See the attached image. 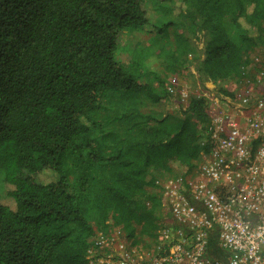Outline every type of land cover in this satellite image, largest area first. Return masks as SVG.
<instances>
[{
    "label": "trees",
    "instance_id": "16d2710c",
    "mask_svg": "<svg viewBox=\"0 0 264 264\" xmlns=\"http://www.w3.org/2000/svg\"><path fill=\"white\" fill-rule=\"evenodd\" d=\"M174 4L162 11L190 31L164 22L126 62L121 35L148 30L147 0H0V264H91L100 232L160 243L172 217L162 182L213 148L206 97L178 116L156 108L178 94L172 75L190 69L192 38L207 39V82L240 83L225 94L256 89L264 72V0ZM154 52L167 56L158 87L141 80ZM48 173L56 180L42 182Z\"/></svg>",
    "mask_w": 264,
    "mask_h": 264
},
{
    "label": "built area",
    "instance_id": "2783aa9c",
    "mask_svg": "<svg viewBox=\"0 0 264 264\" xmlns=\"http://www.w3.org/2000/svg\"><path fill=\"white\" fill-rule=\"evenodd\" d=\"M254 87L228 95L210 83L200 95L208 100L213 148L193 172L162 182L172 217L160 243L146 250L120 230L100 232L91 264H264V96Z\"/></svg>",
    "mask_w": 264,
    "mask_h": 264
},
{
    "label": "rangeland",
    "instance_id": "374dc122",
    "mask_svg": "<svg viewBox=\"0 0 264 264\" xmlns=\"http://www.w3.org/2000/svg\"><path fill=\"white\" fill-rule=\"evenodd\" d=\"M175 0H169L162 2L161 5L160 3H157L153 0H147L149 10L151 13V24L148 30L142 31V32H124L121 35V51H120V57L122 60L129 62L131 59L130 56V48L132 47H141V45L149 47V45H152V42L158 35V26L160 24H163L164 22H167L171 20L178 28L177 31H182V32H188L190 31L189 25H191V22L189 19L181 18L180 16L177 15L176 13H173L172 15H165V13L162 11L161 6L164 5H169V7H173ZM173 30V28H172ZM155 37V38H154ZM206 38L202 37L200 39L197 38H192V43L194 46V52L190 54V58H194V61L192 62V65L189 70L183 73H178V74H170L172 75L173 81L175 77L177 76L179 78V82L176 83V89L179 91H184L185 93H188V95L191 97L193 94H199L201 95L202 93H208V84L210 82H207L203 78V74L200 71V64L202 60L205 57V48H206ZM170 41V40H169ZM172 47L176 49V43L175 40L172 36V41H170ZM151 55V54H150ZM148 56V72L147 74L141 78V80L144 83H151L154 87H158L159 81L157 78H155V73L158 72L159 76L163 78L165 76V69H166V63H167V56H157L156 52L152 54V56ZM257 71V70H256ZM254 70V73H257ZM155 72V73H154ZM258 81L260 84L256 89H254V94L259 95V96H264V75H261L258 77ZM226 84L229 85H240V83L233 82V84L230 83H222L217 85V91L220 90L221 86L226 87ZM212 86V85H211ZM180 93V92H179ZM173 95L170 98H164L161 103L156 105L157 110L162 112L163 114H172L178 116L181 114L182 111V104L186 108L189 104V100H186L185 102L182 100V95L181 94ZM190 99V98H189ZM182 102V104H181ZM178 172L180 175L187 173V169L185 168H180L177 167ZM57 176H55L53 173H48L43 176L41 179L42 182L48 183L50 181L56 180ZM6 196V190L5 187L2 183H0V197Z\"/></svg>",
    "mask_w": 264,
    "mask_h": 264
}]
</instances>
